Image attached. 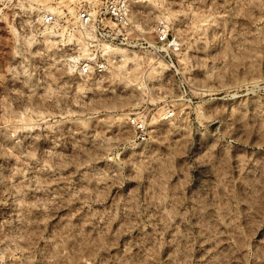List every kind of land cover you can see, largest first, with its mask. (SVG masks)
<instances>
[{
    "label": "clouds",
    "instance_id": "9594fccd",
    "mask_svg": "<svg viewBox=\"0 0 264 264\" xmlns=\"http://www.w3.org/2000/svg\"><path fill=\"white\" fill-rule=\"evenodd\" d=\"M0 264H264V0H0Z\"/></svg>",
    "mask_w": 264,
    "mask_h": 264
}]
</instances>
